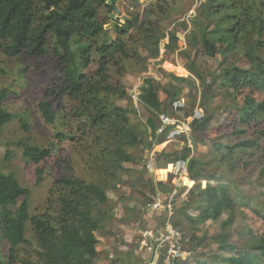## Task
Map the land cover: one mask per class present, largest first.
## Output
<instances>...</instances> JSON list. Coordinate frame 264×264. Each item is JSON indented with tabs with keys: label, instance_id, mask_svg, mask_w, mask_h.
<instances>
[{
	"label": "trees",
	"instance_id": "obj_1",
	"mask_svg": "<svg viewBox=\"0 0 264 264\" xmlns=\"http://www.w3.org/2000/svg\"><path fill=\"white\" fill-rule=\"evenodd\" d=\"M101 10L109 13L112 6L106 0H0V52L9 58L31 60L51 55L59 75L47 72L49 82L43 88L37 110L45 123L52 124L58 119L63 99L73 101L70 113L75 131L57 132L56 138L74 141L75 135L80 133L81 138L93 140L97 152L93 155L91 168L99 178L97 181L79 178L69 159L61 160L64 172L52 183L42 211L31 215L29 188L13 174L0 172V264H94L97 259L99 239L96 232L104 226L111 211L106 184L118 183L126 172L124 163L134 161L127 147L142 143L140 132L131 126L130 109L114 101L117 97H125L126 93L121 85L111 82L110 70L122 69V63L126 61L138 63L141 59L136 50L138 45L148 51L150 58H156L157 44L164 37L157 21L145 19L139 22L137 13L129 16L124 24L105 29L106 20L100 16ZM201 14L206 25L196 22L192 39H199L204 54L209 57L219 54L226 58L245 37L252 33L264 34V0H206ZM212 19H216L214 23ZM263 44V39L255 43ZM245 57L251 63L249 70L225 66L216 84L218 88L231 89L230 93L241 100L235 115L227 117V126L232 125V133L239 137L232 146H226L230 153L258 146L264 137V58L250 49ZM190 62L187 70L198 75L193 59ZM92 63L96 64V70L92 75L85 74L81 69ZM156 90L154 80L146 78L138 96L139 103L148 112L145 123L151 135L146 145L149 148L161 147L166 133L174 129L173 125L162 126L159 116L172 118L174 103L179 98L178 93L172 91L167 101L162 102ZM7 93L6 89L0 90V134L15 118L1 107ZM203 118L193 124V129L208 123V117L203 115ZM19 120L27 130L25 121ZM17 146L21 156L33 164H39L51 155L50 147L26 139L18 141ZM159 156L165 164L182 160L186 163L189 181L196 179L197 162L191 157L190 147L185 146L177 158H171L164 148H160ZM42 174L43 170L36 168V184L40 183ZM194 193H188L189 198L180 206V213L186 211ZM102 206L106 207L101 209ZM234 208V200L225 188L206 183L196 206L198 216L192 219L184 215L191 224H199L210 213L218 218L225 211L233 213ZM260 218L264 222V214ZM166 221L175 228L180 224L171 216L167 220L162 218L160 226ZM27 223L34 234V243L26 237ZM224 226L223 223L221 227ZM217 241L223 249L233 251L230 255L214 257L222 264H264V235L250 239L247 248L238 251L237 247L227 243L224 235ZM3 242L8 245L7 252L3 250ZM24 248L31 251L25 252ZM31 253L37 261L32 260ZM118 260V264H129ZM136 260L137 255L133 253V261ZM195 264L207 262L197 260Z\"/></svg>",
	"mask_w": 264,
	"mask_h": 264
},
{
	"label": "rangeland",
	"instance_id": "obj_2",
	"mask_svg": "<svg viewBox=\"0 0 264 264\" xmlns=\"http://www.w3.org/2000/svg\"><path fill=\"white\" fill-rule=\"evenodd\" d=\"M205 1L111 0V4H108L106 0L112 10L109 13L100 11V16L106 20L105 29L115 24L122 25L129 16L137 13L139 22L145 19L157 21V27L163 31L164 37L157 44L156 58H150L148 51L138 45L136 50L141 56L138 63L126 61L122 63V69L110 70L111 82L121 85L126 93L125 97H117L114 101L130 109L131 126L140 132L142 143L127 147L134 161L124 163L126 172L118 183L106 184L111 211L105 218L104 226L96 232L99 253L94 264H118L119 258L129 264L155 262L156 259H151V250L139 247L143 238L140 231L159 229L164 217L167 220L174 216L180 222L177 229L189 238L195 237L190 239L185 259L179 264H195L197 260L222 264L214 257L230 255L233 251L219 246L217 240L220 235H224L228 244L237 247L236 251L246 249L250 239L264 235V222L260 218L264 214V137L253 148L236 149L232 153L228 151L226 146H232L239 137L232 133V125L227 126V117L235 115V108L241 104V100L238 95L230 93L231 89L224 90L216 85L225 66L251 68V63L245 57L248 49L264 58V44L255 45L256 41L264 40V34L259 36L252 33L248 38L244 36L226 58L219 54L207 56L199 39H192L196 22L206 25L201 14ZM215 20L212 19V22ZM191 59L198 75L187 70ZM96 67L92 63L81 70L92 75ZM52 71L59 75L51 55L31 60L9 58L0 52V90L8 91L1 107L15 115L0 134V172L13 174L29 188L31 215L42 211L52 183L64 172L61 160L69 159L77 177L86 181L99 180L91 168L93 155L97 152L93 140L81 138L80 133L75 135L74 141L56 138L57 132L75 131L70 113L73 101L63 99L58 119L52 124L45 123L37 110L43 88L49 82L47 72ZM173 75L186 79L176 80ZM146 78L154 80L162 102L167 101L172 91L179 96L173 117L167 118L166 124L162 122V126L173 125L174 129L166 133L162 146L158 148L146 146L151 140L145 123L148 112L138 98ZM186 100L188 103H185ZM203 115L208 117V123L196 125L193 129L197 120L201 122L204 119ZM19 118L25 121L27 130L21 126ZM25 139L42 147H50L51 155L39 164L24 159L17 142ZM185 146L190 147L191 157L197 162V177L193 182L189 181L185 162L176 159L173 163L165 164L163 157L159 156L160 148H164L168 156L177 158L182 155ZM38 167L43 174L40 183L36 184ZM206 183L225 188L234 200V211H225L218 218L210 213L204 222L191 224L185 215L192 219L198 216L196 206ZM190 191L195 193L186 211L180 213V206L188 200ZM223 223L225 226L221 227ZM26 237L35 242L29 223L26 224ZM7 249V243L3 242L4 252ZM28 250L31 251L30 248L23 251ZM133 253L137 255L135 262ZM30 256L37 261L32 253Z\"/></svg>",
	"mask_w": 264,
	"mask_h": 264
},
{
	"label": "built area",
	"instance_id": "obj_3",
	"mask_svg": "<svg viewBox=\"0 0 264 264\" xmlns=\"http://www.w3.org/2000/svg\"><path fill=\"white\" fill-rule=\"evenodd\" d=\"M174 106L176 107L175 103ZM160 117L161 121L166 124L167 117L164 115ZM167 206L170 207V204ZM140 234L143 238L139 247L151 250V255H153L151 259H156L150 264H179L184 261L190 238L171 225L169 221H166L159 229H146L140 231Z\"/></svg>",
	"mask_w": 264,
	"mask_h": 264
},
{
	"label": "water",
	"instance_id": "obj_4",
	"mask_svg": "<svg viewBox=\"0 0 264 264\" xmlns=\"http://www.w3.org/2000/svg\"><path fill=\"white\" fill-rule=\"evenodd\" d=\"M108 4H111V0H108ZM162 129V128H161Z\"/></svg>",
	"mask_w": 264,
	"mask_h": 264
}]
</instances>
